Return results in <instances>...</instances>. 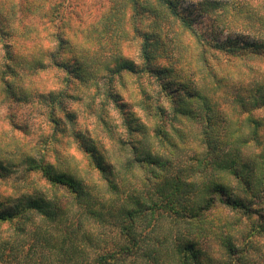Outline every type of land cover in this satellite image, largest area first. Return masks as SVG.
Returning a JSON list of instances; mask_svg holds the SVG:
<instances>
[{
	"label": "trees",
	"instance_id": "obj_1",
	"mask_svg": "<svg viewBox=\"0 0 264 264\" xmlns=\"http://www.w3.org/2000/svg\"><path fill=\"white\" fill-rule=\"evenodd\" d=\"M24 3L31 7L25 8ZM9 5L8 13L12 17L9 26L13 27L18 13L21 17L26 15L28 7L35 12L42 11L44 3L22 0L9 2ZM72 5V0H54L51 12L45 15L47 29L50 30L49 42L52 46L48 47L51 51L49 48L44 50L46 47L40 36H33L31 46L20 43L30 39L25 26L21 25L22 30L16 28L14 33L20 35L19 44L25 47L14 50L7 41L3 46L7 61L0 75L2 86L8 93L19 88L27 96L25 100L28 96L41 99L46 107L50 133L31 150L25 145L19 149L20 157L15 164L40 178L44 186L34 181L30 186L31 181L25 180L24 186L18 188L15 200H0V230L9 226L14 235L5 238L0 232V264H215L205 256L207 247L203 250L202 246L214 238L221 227L213 218L219 208L238 215L236 224L246 219V228L249 229L248 232L242 231L243 244L233 242L228 235L222 237L230 259L222 264L246 263L252 238L264 236V180L251 179V174L245 172L249 169L246 158L241 152L233 153V147L226 148L230 142L226 143L221 137L224 134L220 125L228 126L229 118L225 107L221 106L220 92H216L218 89L210 91L208 84L201 88L197 82L194 85L195 79L191 75L177 76L176 84L174 78H170V70L155 63L159 38L163 34L162 20H177L197 40H202L203 36L194 28L192 18L179 10L178 0H121V9L113 8V11H119L124 16L132 12L133 33L140 39L141 64L137 66L135 61L125 59L121 54H110L102 60L108 48L103 46V54L98 56L96 43L104 44L109 39H115L114 29L118 28V22L113 21L111 15H104L102 20H106L103 23L106 29L100 30L99 19L82 29V20L71 18L76 8ZM227 5L236 12L234 19L247 21L246 25L264 24V14L252 11L251 0H229ZM145 14L151 20V27L147 30L138 24L143 22L142 15ZM81 31L82 38L79 37ZM0 35L3 38L13 33L0 27ZM18 41L15 43L18 44ZM105 45L110 46L109 43ZM214 46L237 57L247 48L255 49L254 54H259L264 42L240 44L238 40H229L224 44L216 42ZM201 56L206 60L204 51ZM26 69L35 74L46 69L56 71L57 86L41 90L36 83H25L22 73ZM101 71H104L101 86L104 91L100 113L111 105L117 108L130 139L128 143L133 156L121 169L106 157L95 138L76 127L75 114L67 107V98L76 97L71 93L72 88H79L80 85L88 88ZM127 74L136 76L141 83L138 86L140 109L156 121L154 137L161 143H172L174 152L170 157L153 149V142L144 135L146 128L139 120L136 122V113L126 109V102L117 92V79ZM206 76L216 79L209 72ZM217 81L219 84L220 80ZM154 84L158 87L155 95L152 91ZM260 90H256L251 98L239 95L233 99L247 113L245 119L255 135L264 126L261 118L253 117L254 109L264 108V91L258 94ZM165 101L170 103L169 108ZM176 119L182 124L191 119L199 123L205 155L193 158L200 169L198 173L194 170L196 174L185 175L188 167H192L190 160L179 174L167 172L173 167L176 157L184 156V147L188 143L184 129L173 124ZM168 126L176 132L180 143L173 140ZM67 131L74 137L87 165L105 183V195L110 193V197L101 196L100 190L95 192L90 182L69 168L68 154L62 155L60 151ZM137 132H141L142 137L134 136ZM263 140L260 138L258 141L263 147L260 151L262 158ZM10 168L12 166L1 159L0 176L9 175ZM138 170L147 174L142 181V189L133 188L130 182V176H135ZM227 174L235 175L237 179L235 192L228 188ZM105 223L112 224L116 234L112 244L98 248L101 242H109V239L106 233L95 232L93 227L101 228ZM94 233L99 235L94 236ZM27 237L32 239V243L24 251L22 243ZM90 249H94L93 254Z\"/></svg>",
	"mask_w": 264,
	"mask_h": 264
},
{
	"label": "rangeland",
	"instance_id": "obj_2",
	"mask_svg": "<svg viewBox=\"0 0 264 264\" xmlns=\"http://www.w3.org/2000/svg\"><path fill=\"white\" fill-rule=\"evenodd\" d=\"M9 2L18 3L22 2V0H0V27L13 33L12 36H4L3 38L0 35V75L7 61L5 57L6 50L3 47L4 43L7 41L14 50H18L19 47H25L19 44L18 38L20 35L17 36L14 33L16 28L21 29V26H25V31L29 33L28 37L30 39L21 40L20 43L22 42L27 46H31L34 43L33 36L35 38L40 36L41 42L46 47L44 50L47 48L50 49L51 47L48 46H52L51 42H49L50 30L48 31L47 29V18L45 15L51 12V6L54 0H40L41 3H44V6L42 7V11L40 9V11L36 12L29 8L31 7L30 4H22L25 8L29 6L28 10L25 12L26 15L22 17L18 15L20 13L17 14V22L13 24V27L9 26L12 22V17L8 13L11 7ZM120 2L121 0H72V7L75 6L76 8L71 18L73 20L80 18L82 23L78 24H80L82 29H85V27L88 28L89 24L99 19L98 25L101 30L106 29L103 24L106 20H102V17L104 15H111L112 20L118 22V28L114 29L116 32L113 38L115 39H109L104 44L96 43L97 41L94 39V43L97 44V53H99L96 54L98 56L103 54V46H107L106 55L102 60L110 54H121V57L133 60L139 66L141 64L140 39L138 35L133 33L134 23L130 19L132 12L124 16L119 11H113V8L121 9ZM228 2L229 0H178L179 10L192 18L194 28L203 36V39L197 40L177 20L166 18L161 22L163 34L159 38L158 56L155 63L162 68L170 70V78H174L176 84L177 76L186 77L185 75H191L195 79L193 82L194 85L197 82V85L201 88H204L205 84H208L210 91L218 89L216 92H220L219 99L221 106L225 107L226 115L229 118L228 126L222 123L220 125L224 134L221 137L225 139L224 141H227L226 143L230 142L229 145L226 144V148L233 147V153L241 152L242 156L246 158V165H248L249 169H246L245 172H248L247 175L251 174V179L259 178V180H264V165H261L264 162V158L260 157V151L263 150V147L258 143L260 138L262 140L264 139V126H261L258 134L255 135L245 119L247 113L243 112L239 103L233 101L239 95L247 99L251 98V95L258 89L264 91V48L257 55L254 54L256 53L254 52L256 51L255 49L247 48L240 55L242 57H235L229 52L218 50L214 46L216 42L224 44L229 40H238L240 44L264 42V24L259 26L255 23H248L246 25L247 21L234 19L233 16L236 12L230 9V6L227 5ZM251 4H253L252 11H259L260 13L258 15L264 14V0H251ZM128 6L130 7V5ZM6 14L8 17H5ZM142 16L143 22L138 23L139 27L147 30L151 27V20L147 14ZM82 36L83 31L79 33V37L82 38ZM15 41H18V44ZM106 43H109L110 46L105 45ZM91 49L94 48L91 46ZM203 51L206 60L201 56ZM30 72V69H26L25 73H22V76L24 75L23 79H26L25 83H36L41 90H45L44 88H55L57 86L58 79L56 76L58 74L56 71L46 69L40 74ZM103 72L97 73V78L88 84V88H85L83 85H80L79 88H72L71 93L76 97L67 98L66 102L68 109L75 114L77 121L76 127L83 130L86 135L95 138L106 157L121 169L122 165L133 154L128 143L130 141L129 135L120 111L111 105L104 112L100 113L103 97L102 92L104 91V88L101 87L104 82L102 80L104 78ZM208 72L211 76L219 79L220 83L218 84L219 81L216 82L214 78L207 77ZM58 73L60 74V72ZM11 80L15 82V79L11 78ZM117 80V92L123 101L126 102V109L136 113V122L140 121L144 128H146L144 135L149 137L151 143L153 142V149H158L162 155L166 154L170 157L174 152L172 143H161L154 137L153 128L156 121L140 109L138 86L141 83L137 77L127 74ZM16 81L18 80L16 79ZM145 81L148 84L147 79ZM18 89L16 88L14 92L8 93L0 82V161L1 159L5 160V162H8L12 166L9 175L0 176V200L2 201L6 199L15 200L16 195L19 193L18 188L20 189L24 186L25 180H28L29 183L31 181L30 186L33 185V181L41 187L44 186L40 178L26 171L23 166H17L15 162H18L20 157L19 149L22 145H25L28 150H31L30 148L34 147L33 145L43 141L48 133H50V128L46 122V107L42 100L35 96H28V99L25 100L27 96L23 95ZM152 89L155 95L158 87L154 84ZM262 90L258 94H261L263 92ZM164 103L169 108L170 103L168 101ZM253 111V117L256 119L261 118V121L264 122V108H257ZM100 115H103L104 118H101ZM168 117L171 118L169 113ZM182 118L186 117L182 116ZM173 124L184 129L185 134L188 136V143L184 147V156L182 158L176 157L173 162V167L167 172L172 175L179 174L184 169L183 167L187 165V161L190 160L192 167L189 166L191 169L188 167L185 175H190L191 172L195 173V169L197 171L196 173H198V170H200L197 168L198 162L193 158L197 159L199 156L202 158L205 155L204 145L200 139L201 129L199 123L191 119L189 122L182 124L176 119ZM168 129L173 135V140L176 143H180L178 135L173 131V128L168 126ZM139 135L142 137L141 132L134 134L136 137H139ZM215 136L217 137L218 135ZM255 136L259 139H255ZM235 146L239 148L237 151ZM179 148L181 149V145ZM60 151L62 155L68 154V165L72 171L82 175L86 181L90 182L95 192H99L100 190L99 193L101 196L110 197V193L109 195H105V183L87 165L86 159L78 149L74 137L68 131L63 136V147L60 148ZM233 156L234 154H232L231 158ZM181 160L182 162L180 163ZM146 176L147 174L143 170L136 171V175H133V177L130 176V182L133 188H144L142 181L146 179ZM226 183L229 185H226L229 189L234 192L236 191L237 179L235 175L227 174ZM237 217L238 215L221 208L214 214V220L220 224L217 226L221 227L217 235L206 241L205 246H202L203 250L207 247L204 252L209 261L215 264H222L229 259L227 247L222 240L223 236L228 235L233 242L243 244L242 231H249L248 227L246 228L248 222L246 219H242L241 223L236 224ZM93 230L103 234L106 233V237L109 239V242H101V247L99 245L98 248L112 244V240H114L113 235L116 234L112 224H102L101 228L94 226ZM93 230L90 231L91 234ZM0 232L5 238L14 236L9 226L1 227ZM98 235L94 233V236ZM26 239L22 243V248L25 247L23 249L24 251L32 243V239H29V237ZM90 252L93 254L94 249H90ZM244 264H264V236L258 235L252 238V245H249V254L246 256V263Z\"/></svg>",
	"mask_w": 264,
	"mask_h": 264
}]
</instances>
